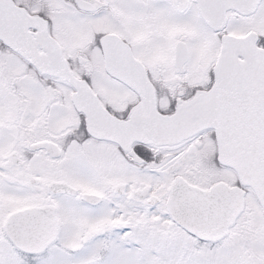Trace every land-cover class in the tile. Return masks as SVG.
<instances>
[{"label":"snow or ice","instance_id":"snow-or-ice-1","mask_svg":"<svg viewBox=\"0 0 264 264\" xmlns=\"http://www.w3.org/2000/svg\"><path fill=\"white\" fill-rule=\"evenodd\" d=\"M0 264H264V0H0Z\"/></svg>","mask_w":264,"mask_h":264}]
</instances>
